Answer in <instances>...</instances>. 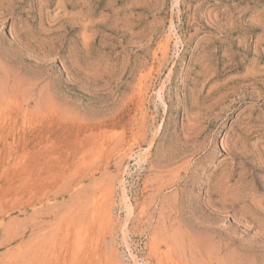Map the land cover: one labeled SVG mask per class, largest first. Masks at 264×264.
<instances>
[{
    "label": "rangeland",
    "instance_id": "374dc122",
    "mask_svg": "<svg viewBox=\"0 0 264 264\" xmlns=\"http://www.w3.org/2000/svg\"><path fill=\"white\" fill-rule=\"evenodd\" d=\"M0 264H264V0H0Z\"/></svg>",
    "mask_w": 264,
    "mask_h": 264
}]
</instances>
